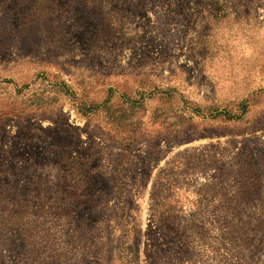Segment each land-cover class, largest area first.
Masks as SVG:
<instances>
[{
	"label": "rangeland",
	"instance_id": "rangeland-1",
	"mask_svg": "<svg viewBox=\"0 0 264 264\" xmlns=\"http://www.w3.org/2000/svg\"><path fill=\"white\" fill-rule=\"evenodd\" d=\"M0 264H264V0H0Z\"/></svg>",
	"mask_w": 264,
	"mask_h": 264
}]
</instances>
